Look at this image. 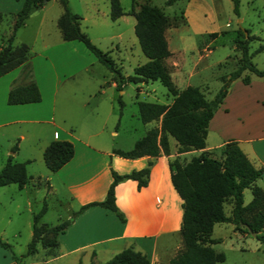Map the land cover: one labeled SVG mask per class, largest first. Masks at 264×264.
<instances>
[{
	"label": "crops",
	"instance_id": "obj_1",
	"mask_svg": "<svg viewBox=\"0 0 264 264\" xmlns=\"http://www.w3.org/2000/svg\"><path fill=\"white\" fill-rule=\"evenodd\" d=\"M22 1L0 0V20L4 11H14L13 25ZM47 3L48 1L43 6L34 8L29 12L15 33L14 43L19 31L28 26L29 17L35 13L36 9L45 10ZM95 7L105 22L109 15L110 6L100 9L96 4ZM138 8L139 5H136V9ZM71 9L76 12L73 7ZM36 13L41 14L42 12L37 10ZM124 15L125 13L112 20L123 19ZM185 16L186 21L190 23L188 14ZM40 28L41 21L35 23L33 29L37 31ZM10 31L5 30L0 33V48L5 44V38ZM210 32L212 31L204 33ZM250 32L253 33L251 28ZM110 36L111 39L116 38V45L119 43L122 32L114 31ZM166 38L169 47L170 39L167 35ZM22 42L27 45L32 44L26 39L18 38V43ZM81 43L84 45L78 39H64L60 32L53 41L41 43V49L46 53L39 52L36 54H39L44 61L42 58L39 61L36 60V57H31L29 53L22 64L0 76V135L7 138L11 136L14 140L4 152L5 161L9 155H12L14 161H24L27 173L30 175V181L22 187H30L31 180L39 181L46 186L47 192L59 195L62 199L70 198L67 207L71 211L78 209L87 202L102 200L105 197L112 180L111 168L119 173H124L132 169L142 168L148 164L149 160H152L146 185L138 187V182L134 178L124 179L115 185V202L124 212L125 221H122L111 209L102 205L95 204L87 207L67 225L63 232L57 234L59 242L57 254L49 257L46 261L67 254L75 256L78 262H82L84 258H91L96 261L100 254L106 256L108 260L116 252L131 246L135 250L146 253L150 264H167L183 246L180 235L183 213L182 198L171 180L170 159L176 157L181 163H186L192 156L212 151H218L220 156L222 144L231 137H227L215 146L209 145L206 138V145L203 148L179 151V143L173 136L169 135V150L167 152L161 148L158 155L143 154L136 157H124L118 154L114 151L116 148L131 149L135 142L142 138L151 127L160 125V120L155 119L143 122L138 107V111H134L133 114L136 121L139 119L142 121L140 124L142 127L140 134L142 135L123 134L126 137L125 143L124 140L120 139L121 131H128L122 126L127 104L124 94L132 88L136 89V96L144 92L148 94L146 87L148 81L153 79L138 82L126 81L118 86V79L114 74L97 76L87 72L84 76L77 75L76 73L80 69L95 63V59L89 52H86ZM123 45L125 46V44ZM86 49L88 48L86 47ZM169 49L171 53L165 58V64L176 87L182 89L189 85V81L183 87H179L176 81L185 75L191 76L192 72L191 69L189 71L184 70L177 50H172L170 47ZM89 51L93 53L91 50ZM85 53L88 56L87 65L86 63H78L79 67H77L75 57H82ZM237 55L239 57L240 53ZM145 57L142 62H137L131 67L132 72L135 66L147 60L146 55ZM27 65L29 68L24 73L23 70ZM59 66L62 70L58 68ZM123 74L128 75L130 73L126 71ZM31 79H34L40 88L41 100L8 103L9 89L13 85L26 83ZM238 80L241 79L236 78L231 82L222 101L225 106L231 95L235 94V98L241 100L244 94L248 92L247 90H253L252 76L249 83L241 81L242 84H239ZM168 94L171 96L170 100L161 103L172 101L173 95L169 92ZM128 95L131 97L130 92ZM257 96L259 95L257 94ZM263 100L264 95L255 99V101L262 103V106L264 105ZM73 101L76 102V105L79 104L81 112H86V117H72L77 113ZM57 105L61 106L62 111L59 113L61 116L59 123L54 120ZM215 113L210 121L214 120ZM44 123L50 124V127H45ZM76 130H79V133ZM103 132H107V135H103ZM232 137L238 140L239 145L252 162L260 167L259 164H262L264 159L258 154L253 144V141L258 139L260 135H251L244 142L237 137ZM54 139L72 141L74 154L58 170L52 171L44 161L43 150ZM13 145H16V150L12 149ZM4 163L0 164V168ZM261 185L264 187V183ZM244 203L247 202L244 200ZM68 216L69 214L65 215V217ZM210 237H213L212 232ZM214 243L211 245L213 246Z\"/></svg>",
	"mask_w": 264,
	"mask_h": 264
},
{
	"label": "trees",
	"instance_id": "obj_2",
	"mask_svg": "<svg viewBox=\"0 0 264 264\" xmlns=\"http://www.w3.org/2000/svg\"><path fill=\"white\" fill-rule=\"evenodd\" d=\"M48 0H23L16 13L12 29L5 38V44L0 48V76L10 69L22 64L28 57L30 50L26 43H14L15 33L27 17L29 12L43 6ZM63 13L58 18V25L64 39H78L90 49L99 61L104 63L118 79V86L126 81L158 79L164 84L168 92L173 95L170 103L148 100H138L139 114L143 122L160 120L159 126L151 127L146 134L138 139L131 149L116 148L114 151L124 157H136L143 154L158 155L161 148L167 152L168 136H173L179 143V151L203 148L206 145L209 121L226 96L231 82L240 78L242 82L251 81L250 73L264 79V68L258 67L252 56L255 51L264 48L261 43L255 50L250 51V41L259 38L250 32V28L240 26L234 37V44L240 51L237 66L228 74L220 75L222 84L215 95L208 99L198 85L189 84L178 89L171 79L165 64V58L170 55L165 28L168 16L163 9L148 1L138 3L131 0L129 10H124L120 0H109V16L116 19L124 13L135 17L134 31L147 60L135 66L132 73L124 75L109 51H104L91 41L80 26L82 16L71 9L68 0H60ZM176 0H166L172 4ZM234 11L239 14L240 0H233ZM212 31L211 33H216ZM109 53V54H108ZM41 91L34 79L22 84L13 85L7 95V102L25 103L41 100ZM264 102V100H263ZM16 150V145L12 146ZM74 154V145L68 139H54L43 150V158L49 169L58 170ZM129 172L119 173L111 168L112 180L102 200H94L81 205L74 210L70 217L60 222L48 225L41 222L46 211V203L33 215L32 238L27 244V253L36 251L38 240L44 245V254H57V234L63 232L67 225L84 209L91 205H102L111 209L122 220L126 216L115 202V185L124 179L134 178L138 187L146 185L149 178L150 165ZM171 180L179 196L182 198V220L180 235L183 246L167 264H224L225 254L217 251L211 243L218 239L210 237L216 222L228 221L240 227L241 231H257L256 237L264 245V187L256 180L264 174L263 166H256L241 148L238 140L228 138L221 146L219 157L202 152L192 156L186 163L178 158L169 161ZM30 181L24 161H14L9 155L0 168V185L17 183L19 187ZM250 187L252 198L244 203V188ZM231 197L233 206L230 214L224 211V202ZM249 225L250 229L245 226ZM46 232L52 233L51 239L45 240ZM1 244L8 243L0 239ZM43 264H47L44 262ZM77 264H83L79 261ZM89 264H150L146 253L135 250L131 246L116 252L105 262Z\"/></svg>",
	"mask_w": 264,
	"mask_h": 264
},
{
	"label": "rangeland",
	"instance_id": "obj_3",
	"mask_svg": "<svg viewBox=\"0 0 264 264\" xmlns=\"http://www.w3.org/2000/svg\"><path fill=\"white\" fill-rule=\"evenodd\" d=\"M68 1L70 6L82 16L80 20L82 30L98 47L104 51H109L122 73L126 71L131 73V67L146 58L134 31L135 17L133 14L125 13L123 19H118V21H113L108 15L105 22H103V17L97 11L95 5L98 4L100 9L108 7L109 0ZM120 1L122 7L129 10L132 1ZM142 1L145 0H137L136 5ZM149 2L161 7L168 16V29L166 27L165 31L167 29L166 35L170 39L169 47L172 50H177L184 70L189 71L191 69V76L185 75L176 83L179 87L185 86L188 81L189 84L199 85L208 99L215 95L222 84L219 75L229 73L238 64L239 57L237 54L240 51L234 44V37L238 35V32L236 33L237 28L240 26L250 27L252 32L259 36V38L250 41V51L253 52L261 43H264V0H240L239 14L233 9V0H176L172 4H166V0H149ZM47 4L45 10L36 9L35 13L33 12L34 14L29 17L28 26L23 27L15 39L16 44H18V38L30 41L32 43L28 44L30 56H35L38 61L42 57L36 53H46L41 49V43L53 41L61 32L58 18L63 13V5L60 0H48ZM37 10L42 13H36ZM185 14H188L190 23L186 21ZM14 15V11H4L0 20V33L11 30ZM239 19L241 20L239 21ZM40 21L41 28L37 31L34 30L35 23ZM213 30H217V32L204 33ZM114 31L122 32L119 43L116 44L117 46L115 45L116 38L111 39L110 36ZM82 46L95 59V63L80 69L76 73L77 75L84 76L87 72L97 76L114 74L89 51L90 49H86L83 44ZM42 60L44 61L43 58ZM75 60L77 61V67H79V64L88 62V56L85 53L82 57L76 56ZM252 61L258 67L264 68V48L253 53ZM28 68L27 65L23 72L25 73ZM58 68L62 70L60 66ZM252 74L250 73L253 78V90H247L248 92L244 94L241 100L235 98V94L231 95L226 101V106L221 103L217 107L216 113L214 112V120L209 122V132L206 138L209 145L215 146L227 137L234 136L244 142L251 135H260L262 139L258 137L253 141V144L258 154L264 159V105L262 106V103L255 101L256 97L259 98L264 95V79L259 75ZM148 82L146 87L148 94L144 92L136 96L135 88L128 89L124 94L127 104L122 126L126 130L128 129V131H121L120 139L124 140V143L126 137L123 134L142 135L140 134L142 133L140 125L142 121L140 119L136 121L133 114L134 111H138L137 100L165 102L171 98L167 88L159 80H149ZM238 83L242 84L241 80H238ZM129 92L131 97L128 95ZM73 104L77 113L72 117H86V112L80 111L79 104L76 105L75 101H73ZM60 111L61 106L57 105L54 117L57 123L61 122L59 113H62V111ZM44 125L47 128L50 127L48 123H44ZM76 131L79 133V130ZM105 134L107 135V132H103V135ZM12 141L14 140L11 136L7 138L0 135V164L5 162L4 152ZM208 153L219 157L218 151ZM259 165L264 167V162ZM258 179L257 184H263L264 174ZM40 184L39 181L31 180L30 187H19L17 183L13 182L0 185V239L8 243L6 246L0 242V264L78 263L77 258L72 254L58 256L46 261L51 255L46 256L44 254L45 247L40 240L36 243V251L27 253V244L32 238L33 215L44 203H46L48 209L41 217V222L44 224L58 223L67 218L65 217L66 214H69L68 217H70L74 211H69L67 207L70 198L62 199L59 195L47 192L46 186ZM251 198V188L247 187L244 190V200L248 202ZM232 206L233 199L229 197L224 202L226 214H230ZM212 236L219 240L213 246L216 250L224 252V264H264V245L262 242L250 232L241 231V228L236 227L234 223L228 221L217 222L214 225ZM51 237L52 233L46 232L45 240L51 239ZM106 260V256L100 254L96 261L91 258H84L82 263H101Z\"/></svg>",
	"mask_w": 264,
	"mask_h": 264
},
{
	"label": "water",
	"instance_id": "obj_4",
	"mask_svg": "<svg viewBox=\"0 0 264 264\" xmlns=\"http://www.w3.org/2000/svg\"><path fill=\"white\" fill-rule=\"evenodd\" d=\"M240 20H241V19H239V21H240ZM245 226H247V228H248L249 230H251L248 224L245 223ZM250 233H251L252 235H256L257 231H255V230H251Z\"/></svg>",
	"mask_w": 264,
	"mask_h": 264
}]
</instances>
